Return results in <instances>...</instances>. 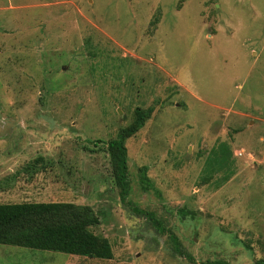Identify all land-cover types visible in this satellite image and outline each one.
Returning <instances> with one entry per match:
<instances>
[{
	"label": "rangeland",
	"instance_id": "rangeland-1",
	"mask_svg": "<svg viewBox=\"0 0 264 264\" xmlns=\"http://www.w3.org/2000/svg\"><path fill=\"white\" fill-rule=\"evenodd\" d=\"M151 107L122 204L107 144ZM0 128L22 155L0 204L88 206L112 250L0 245V264L264 260V0H0Z\"/></svg>",
	"mask_w": 264,
	"mask_h": 264
},
{
	"label": "trees",
	"instance_id": "trees-1",
	"mask_svg": "<svg viewBox=\"0 0 264 264\" xmlns=\"http://www.w3.org/2000/svg\"><path fill=\"white\" fill-rule=\"evenodd\" d=\"M152 112V107L146 111L137 110L132 124L120 129L116 138L107 144L122 204L126 202L129 193L127 151L124 143L144 127ZM139 174L143 190L155 191L146 175L145 167L140 169ZM132 210L139 215L149 214L134 208ZM177 213L180 218L197 219L195 213L184 208L179 209ZM98 225V217L88 206L72 203L0 204V245L110 260L112 250L108 240L89 231L90 227ZM171 239L174 251L192 262V258L182 252L177 240L174 237ZM202 264L226 263L215 261ZM254 264H264V260Z\"/></svg>",
	"mask_w": 264,
	"mask_h": 264
},
{
	"label": "crops",
	"instance_id": "crops-1",
	"mask_svg": "<svg viewBox=\"0 0 264 264\" xmlns=\"http://www.w3.org/2000/svg\"><path fill=\"white\" fill-rule=\"evenodd\" d=\"M3 122H6V121H3ZM4 125H6V123H2V126ZM5 137H6V130L3 128H0V181L2 180L1 183L8 182L9 185H11L19 181L14 177L16 175L18 176V174L14 175V173L4 172V169L7 166L6 164L10 162H15L17 159L21 158L22 155L15 153V151L12 149L4 150L5 146L9 144L11 145V143H6L7 139ZM8 189H11V188H8ZM2 191H4V189ZM0 197H8V193L5 192L3 194L2 192V194H0ZM22 203H45V202H13V203L8 202L7 204H22ZM48 203H52V202H48ZM54 203H61V202H54Z\"/></svg>",
	"mask_w": 264,
	"mask_h": 264
}]
</instances>
